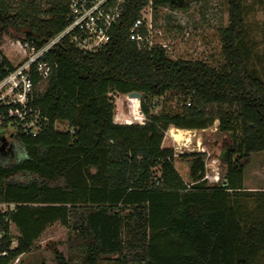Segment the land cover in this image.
Masks as SVG:
<instances>
[{
  "label": "trees",
  "instance_id": "trees-1",
  "mask_svg": "<svg viewBox=\"0 0 264 264\" xmlns=\"http://www.w3.org/2000/svg\"><path fill=\"white\" fill-rule=\"evenodd\" d=\"M51 1L44 10L39 0L16 6L0 0V40L11 29L38 46L53 38L67 24L68 4ZM228 1L222 70L173 60L163 48L139 49L129 30L149 0L127 1L121 25L99 52H83L67 40L49 52L54 71L33 101L40 130L15 136L21 158L10 144L5 153L15 160L0 156V202L17 204L0 214V252L7 251L0 264H12L54 226L67 231V253L48 242L54 261L41 264H262L264 217L246 213L237 196L245 191L241 161L264 151V79L248 68L241 46L244 0ZM163 4L178 7L153 0L155 8ZM0 60V70L12 69L1 50ZM170 90L184 94V114L151 115L142 102L145 124L114 121L111 92L137 91L146 101ZM216 120L220 130L235 133L222 158L221 184L203 179L205 153L182 157L189 165L186 182L173 150L162 146L165 132L170 126L206 129ZM59 121L69 129L57 130Z\"/></svg>",
  "mask_w": 264,
  "mask_h": 264
},
{
  "label": "rangeland",
  "instance_id": "rangeland-1",
  "mask_svg": "<svg viewBox=\"0 0 264 264\" xmlns=\"http://www.w3.org/2000/svg\"><path fill=\"white\" fill-rule=\"evenodd\" d=\"M21 0H13L16 6ZM27 1V0H24ZM44 10L49 9L51 0H39ZM245 6V28L246 35L241 42L244 51L247 66L250 70L256 71L264 79V0H244ZM144 13H149V5L143 7ZM174 14V15H173ZM151 15L156 23H162L167 37L170 41V49L167 51L169 58L173 60H190L201 61L206 64L222 70L226 63L225 56L222 53V34L225 28L230 24L229 1L228 0H190L184 6L173 7L170 4L159 5L155 8L152 6ZM22 34L16 30H9L4 33L0 40V50L14 64H18L24 57V52L18 44L12 43L17 38H21ZM44 87V85L42 84ZM142 94V93H141ZM110 96L114 103V121L116 123L127 124L132 118L144 114L142 111V102H145L150 110L151 115L161 112L171 115L184 114L186 108L184 104V94L176 90L168 91L160 98L146 97L140 98L136 95L121 94L111 92ZM134 110L136 114H134ZM139 118H143L139 116ZM148 118V117H147ZM137 121H134L136 123ZM170 126L165 132L162 146L172 149L174 152V165L182 178L186 182L189 179V165L182 158L184 155L191 153H205V169L204 178L208 184L220 185L214 176L215 171L219 172V176L226 172V164L223 163L222 155L229 150V144L235 141V133L233 131L220 130L219 121L216 120L206 129H194L193 144L184 146L175 141L168 135ZM56 129L66 131L69 129L67 121H59L56 123ZM239 132L236 133V135ZM233 136V137H232ZM12 140L11 137H9ZM200 139L201 147L198 145ZM197 143V144H196ZM14 158H21L23 151L14 140L12 143ZM5 161L15 160L9 158V155L1 154ZM237 155H234V158ZM9 161V162H10ZM244 163V187L245 191H241L237 196L244 205V211L250 213L252 217L262 220L264 212L258 208L259 193L264 191V151L251 153L247 158L241 161ZM94 171V169H93ZM211 172L213 173L211 175ZM159 175V172H158ZM210 175V177H208ZM216 176L218 173L215 174ZM225 178L222 180L224 184ZM260 191V192H259ZM263 193V192H261ZM67 231L63 227H50L42 237L36 242L27 253L17 257L12 264H41L43 261L53 263V253L45 248L48 242H55L57 247L63 253H67L66 246ZM125 238V235H124ZM14 246L17 245V240ZM262 264H264V255L262 256Z\"/></svg>",
  "mask_w": 264,
  "mask_h": 264
},
{
  "label": "built area",
  "instance_id": "built-area-1",
  "mask_svg": "<svg viewBox=\"0 0 264 264\" xmlns=\"http://www.w3.org/2000/svg\"><path fill=\"white\" fill-rule=\"evenodd\" d=\"M127 1L67 0V24L53 38L40 46L28 40L12 41L13 44L16 42L15 44L20 46L24 57L18 64H14L7 58L12 69L3 66V70H0V146L3 142H7L11 148L18 133L36 135L39 132L41 116L34 107L33 101L35 94L46 88L54 71V66L46 59L49 52L64 40L69 41L83 52H99L112 40L115 30L121 25ZM148 5L149 13L141 10L131 26L130 39L139 49L163 48L167 52L171 47L166 30L163 24L156 23L151 15L153 0H149ZM0 65H3L2 60H0ZM4 70L7 71L5 74ZM187 105H190V102ZM134 114H136L135 110ZM139 116L143 118L140 119ZM136 117H138L136 123L145 124L147 122L144 114H137ZM131 123L134 122L127 121V124ZM8 135L12 140L8 138ZM3 150L6 149H0L1 154H6ZM213 173H218L217 176L214 174L216 179H213L218 182L219 172ZM213 173L211 172V175ZM16 206V203L0 202V214L9 213ZM14 243L15 241H12V247ZM0 255L6 256L7 251L0 252Z\"/></svg>",
  "mask_w": 264,
  "mask_h": 264
},
{
  "label": "bare ground",
  "instance_id": "bare-ground-1",
  "mask_svg": "<svg viewBox=\"0 0 264 264\" xmlns=\"http://www.w3.org/2000/svg\"><path fill=\"white\" fill-rule=\"evenodd\" d=\"M138 118H132V121H137ZM131 121V122H132ZM168 135L175 141V143H181L184 146H189L193 144V137H196L197 135H194V130L190 129H182L177 127L170 128ZM198 142V145L201 147L200 139L196 138ZM197 144V143H196Z\"/></svg>",
  "mask_w": 264,
  "mask_h": 264
},
{
  "label": "water",
  "instance_id": "water-1",
  "mask_svg": "<svg viewBox=\"0 0 264 264\" xmlns=\"http://www.w3.org/2000/svg\"><path fill=\"white\" fill-rule=\"evenodd\" d=\"M172 4H176L178 6H184L185 4H188L190 2V0H170ZM130 95H136L140 98H142V94L140 92L137 91H133L128 93ZM8 147V143L7 142H3L2 145L0 146V149H6ZM10 148V146H9ZM226 153V152H225ZM223 153L222 158H224L226 156V154Z\"/></svg>",
  "mask_w": 264,
  "mask_h": 264
},
{
  "label": "flooded vegetation",
  "instance_id": "flooded-vegetation-1",
  "mask_svg": "<svg viewBox=\"0 0 264 264\" xmlns=\"http://www.w3.org/2000/svg\"><path fill=\"white\" fill-rule=\"evenodd\" d=\"M3 152H5L4 150H3ZM15 155V154H14Z\"/></svg>",
  "mask_w": 264,
  "mask_h": 264
},
{
  "label": "crops",
  "instance_id": "crops-1",
  "mask_svg": "<svg viewBox=\"0 0 264 264\" xmlns=\"http://www.w3.org/2000/svg\"><path fill=\"white\" fill-rule=\"evenodd\" d=\"M7 57V56H6ZM8 58V57H7Z\"/></svg>",
  "mask_w": 264,
  "mask_h": 264
}]
</instances>
